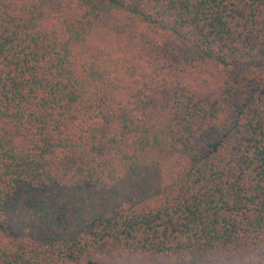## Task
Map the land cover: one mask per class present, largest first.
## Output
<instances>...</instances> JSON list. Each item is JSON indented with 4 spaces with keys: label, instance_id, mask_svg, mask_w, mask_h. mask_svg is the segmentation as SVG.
I'll use <instances>...</instances> for the list:
<instances>
[{
    "label": "trees",
    "instance_id": "obj_1",
    "mask_svg": "<svg viewBox=\"0 0 264 264\" xmlns=\"http://www.w3.org/2000/svg\"><path fill=\"white\" fill-rule=\"evenodd\" d=\"M0 264H264V0H0Z\"/></svg>",
    "mask_w": 264,
    "mask_h": 264
}]
</instances>
